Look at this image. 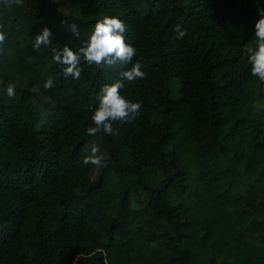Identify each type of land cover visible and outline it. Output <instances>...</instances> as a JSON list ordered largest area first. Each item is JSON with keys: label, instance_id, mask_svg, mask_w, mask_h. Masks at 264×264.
I'll return each instance as SVG.
<instances>
[{"label": "trees", "instance_id": "16d2710c", "mask_svg": "<svg viewBox=\"0 0 264 264\" xmlns=\"http://www.w3.org/2000/svg\"><path fill=\"white\" fill-rule=\"evenodd\" d=\"M258 13L264 0L0 7L8 36L0 52V264H264V83L243 53ZM105 15L128 26L132 62L81 58L80 78L65 77L51 49L79 52ZM177 24L187 30L182 40ZM43 27L51 44L37 52ZM137 61L146 78L124 80ZM49 76L54 87L45 91ZM117 80L125 98L142 102L141 114L116 122L119 135L96 137L110 162L92 178L84 134L101 89ZM16 81L9 99L5 86Z\"/></svg>", "mask_w": 264, "mask_h": 264}, {"label": "clouds", "instance_id": "9594fccd", "mask_svg": "<svg viewBox=\"0 0 264 264\" xmlns=\"http://www.w3.org/2000/svg\"><path fill=\"white\" fill-rule=\"evenodd\" d=\"M24 3L25 0H0V7L11 12L14 8L23 7ZM258 16L259 19L254 25V38L243 46V53L251 66V75L256 77L259 82L264 83V14L258 13ZM127 28L126 23L119 17L105 15L95 23L94 30L85 45L79 49V52H74L68 46H64L62 50L53 47L51 49L53 59L66 66L64 68L65 77L72 76L75 80L81 76V58L88 65H127L132 62L136 55V48L126 42ZM69 31L72 34L71 37L81 38L80 28L77 24L71 23ZM173 31L178 40H182L187 35V30L179 24L174 26ZM51 37V30L48 27H43L34 38L33 48L38 52L42 45L47 47L51 44ZM7 39V33L0 30V52H3V46ZM143 67L145 66L137 61L129 70L121 72L120 75L128 82L145 79L147 74L142 71ZM18 84L19 81L9 82L5 86L4 93L9 99L16 97ZM53 87L54 80L49 76L43 84V88L45 91H49ZM123 87V82L117 80L101 89L102 95L99 96V104L90 117L92 126L86 129L88 136L119 135V129L113 127L116 122L126 124L139 118L142 102H133L125 98L120 92ZM33 91H38V87H34ZM84 152V165L91 164L97 168H104L110 162L102 152L101 146L94 140H90L84 146Z\"/></svg>", "mask_w": 264, "mask_h": 264}, {"label": "rangeland", "instance_id": "374dc122", "mask_svg": "<svg viewBox=\"0 0 264 264\" xmlns=\"http://www.w3.org/2000/svg\"><path fill=\"white\" fill-rule=\"evenodd\" d=\"M169 86L172 90V97L176 98L178 96V91H179V82L176 80V79H172L171 81H169ZM155 103L160 107L161 104H160V101L157 97H155ZM264 104V102H263ZM85 135V144H87L90 140H94L96 141L99 145V140L96 138V137H90L88 136L86 133L84 134ZM97 174V167L95 166V170H94V173H93V176L92 178L94 177V175Z\"/></svg>", "mask_w": 264, "mask_h": 264}]
</instances>
